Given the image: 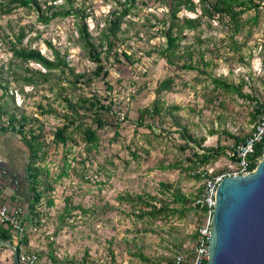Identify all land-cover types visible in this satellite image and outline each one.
I'll list each match as a JSON object with an SVG mask.
<instances>
[{
	"label": "rangeland",
	"instance_id": "374dc122",
	"mask_svg": "<svg viewBox=\"0 0 264 264\" xmlns=\"http://www.w3.org/2000/svg\"><path fill=\"white\" fill-rule=\"evenodd\" d=\"M126 1L75 0L78 16L59 18L49 25L39 22L37 12L18 8L5 15L0 6V83L9 86L10 94L4 103L10 113H16L19 118L23 115L28 117L30 125L27 130L31 127L42 129L50 143L44 167L50 169L51 179L61 177L54 184L55 191L48 193L55 203L54 207H47L46 198L40 206L49 218L47 227L51 232L47 237L55 233L57 215L63 211L68 198L86 210L96 212L86 215L79 210L74 212L75 217L56 235L57 254L81 260L85 252L90 251L96 264H172L180 246L186 250L194 247L190 236L202 223L203 214L199 212L185 220L149 224L130 217L132 206L121 204L119 197L151 193L157 194L159 199H166L159 186L162 182L196 195L209 178L197 182L181 170L169 167L178 162L187 167L192 153L182 149L186 141L181 138L174 117L168 114L164 119L161 117L165 116L156 120L148 118L146 123L153 125L151 130L148 126H139L140 112L157 99L159 84L174 77V91L161 97L164 109L178 107L174 116L196 137H206L207 147H216L220 136L221 144L226 146L230 157L236 146V140L231 135L241 139L254 130L256 104H250L244 98L231 101L224 96L218 97L206 74L170 66L157 52L149 56L156 46L165 42L159 36L153 37L156 30L148 26V20L158 25L159 20L166 17L168 8L161 0L137 1L133 13L122 26L114 52L110 56L103 52V64L109 75L106 78L96 77L94 73L98 63L81 46L79 24L83 25L82 16L88 17L85 23L97 42L111 12L122 9ZM59 5L62 6V3ZM256 15V11H251L244 16L250 22L238 38L241 44H247L241 53L231 51L232 40L227 29L216 21L212 27L205 23L199 32L190 33L188 40L183 42V50L194 51L195 62L200 61L201 53L204 54L205 61L211 66L205 68L200 63L201 71L235 84L246 79L250 84L245 86L244 92L263 101L264 14L260 15L259 25L254 26L251 21ZM185 16L194 18L198 15L184 11L181 17ZM23 28L27 33L23 47L38 49L50 59H55L58 51L62 58H66L67 66L63 67L64 71H54L50 83L37 87L24 86L22 91L15 79L27 75V67L40 69L34 63L26 66L12 58V44L16 43V37ZM115 52L120 55L127 53L135 62L130 63L123 56L119 62L114 57ZM81 74L87 77L78 79ZM89 78L91 80L88 81ZM3 93L0 87V95ZM86 97H100L104 103L112 105L111 113L105 116L110 124L98 130L99 147L89 150L80 134L75 135L77 144L69 142L66 147L52 144L54 132L70 112L65 98L80 102ZM80 113L84 115L83 110ZM165 113L166 110L162 115ZM84 118L86 123L97 128L93 112ZM212 130L219 131V136H211ZM236 169V165L223 157L201 171L207 170L210 176L217 177ZM4 251H8L9 264H12L13 251L2 250L0 253Z\"/></svg>",
	"mask_w": 264,
	"mask_h": 264
},
{
	"label": "trees",
	"instance_id": "16d2710c",
	"mask_svg": "<svg viewBox=\"0 0 264 264\" xmlns=\"http://www.w3.org/2000/svg\"><path fill=\"white\" fill-rule=\"evenodd\" d=\"M137 1L138 0H127L122 9L111 12L108 23L100 33L97 42L93 40V35L90 33L85 23L88 17L85 15L82 16L83 25L79 24V31L83 41L81 46L89 57L94 62L98 63V69L94 73L96 77L106 78L109 75V72L103 64V52L106 51L108 56H110V53L114 52L117 47V41L120 39L119 34L122 32V26L125 20L133 13V9L136 8ZM44 3L45 7L43 6V0H1L0 6L2 14L5 15L11 14L18 8H26L29 11L37 12L38 20L43 25H49L52 21L59 18L79 15L78 10L75 9V0H45ZM60 3H62V6L59 5ZM161 3L168 8L166 17L159 20L158 25H153L151 24V20H148V26L149 29L156 30L153 37L159 36L163 38L165 42L156 46L155 49L149 53V56L157 52L159 57L165 60L170 66H177L181 70L200 71L206 74L211 80V84L214 86L213 92L216 93L218 97L224 96L231 99V101L244 98L250 104H256L254 105L253 119L257 123L259 121V115L264 110V100L262 101L255 95L244 92L245 86L250 84L249 81L243 79L239 84H235L228 79L215 77L212 74L206 73L205 70L201 71L199 66L200 63H203L205 68H209L211 63L205 61L203 53L200 54V61L195 62V52L192 50H183V42L188 40L190 33L199 32L205 23L208 24L209 27H212V23L216 21L227 29V34L232 40L231 51L241 53L247 44H241L238 38L242 35L250 22L246 21L244 16L251 11H256L257 15L252 19L251 23L254 26L259 25L260 15L264 14V0H198V2L195 0H161ZM67 6H69V8H67ZM184 11L198 16L194 18L187 16L181 17V13ZM199 11H201V15H199ZM152 16L156 18L155 15ZM251 34L252 31L250 32V35ZM26 38L27 33L23 28L16 37V43L12 44V58L26 66L34 63L39 65L40 69H31L27 67V75L23 78L19 77V79H15L22 88V91L24 86L37 87L50 83L52 81L51 74L57 70L64 71L63 67L67 66L66 58H62L58 51H56L55 59H50L38 49L23 47L22 44ZM200 42L203 43L202 41ZM49 45L52 47L51 43H49ZM122 56L130 63L135 62L133 57L127 53L120 55L118 52H115L114 54V57L119 62L122 61ZM244 60L245 58L242 57V62H244ZM85 77H87V75L81 74L78 76V79H84ZM89 80L91 79L89 78L88 81ZM175 83L176 79L174 77H169L159 84L156 90L157 99L140 112V119L138 121L139 126H148L153 130V125L146 123L148 118L156 120L161 116H165L161 117L164 119L168 114L174 117L175 125L179 127L178 132L181 134V138L186 141L182 149L184 151L190 150L192 153L188 157L189 165L187 167L181 162L171 164L169 167L171 169L181 170L183 174L185 173L188 177L193 178L197 182H201L205 178L213 177L209 175L207 170L203 172L201 170L217 163L223 157H227L234 165L238 166L239 159L236 154V148L238 145L245 142L253 131L248 136L241 139L231 135L232 138L236 140V146L230 154V157L227 154L226 146L221 144L219 131L217 130H212L210 135L219 136L218 145L216 147L205 146L207 141L206 137H196L190 132V129L186 125L180 123L178 118L174 116V112L179 110L178 107L172 106L168 109H164V103L161 101V97L164 93L173 92ZM0 87L4 90L3 95L0 97L4 103L6 96L10 94L9 86L5 87V85L0 83ZM11 97L13 101H15L13 95H11ZM65 101L67 102L70 112L65 115L64 123L54 132L51 143L57 147H66L69 142L77 144L78 141L75 135L80 134L89 150L98 148L100 144L98 130H103L110 124L108 119H105V116L111 113L112 105L104 103V99L100 97L81 98L80 102H74L69 98H65ZM80 110H83L84 115L80 113ZM165 110L166 113L162 115ZM48 112L52 111H44V113ZM90 112L94 114V124H97V128H93L92 125L85 122L84 116ZM0 114L1 116L8 117L10 121V125L6 127L7 129L16 130L18 128L29 150L27 185L33 196V206L26 216V222L24 224L25 236L19 241H16L11 229L0 221V241L15 245L21 257L24 252H32L29 251V245L32 240L31 234L33 228H39L43 235L47 233L46 227L49 223V218L41 210L40 206L42 201L46 198L47 207H54L55 203L49 198L48 193L55 191L54 184L61 177L51 179L50 169L44 167V163L47 161L49 155L48 148L50 143L47 142L42 129L31 127L27 130L30 125L28 117L23 115L19 118L16 113H10V110L6 107V103L1 107ZM117 126H119V124H117ZM147 152L149 153V151ZM263 156L264 144H260L256 147L255 153L251 157L253 160V169L257 168L260 158ZM63 174L68 175L67 172ZM159 186L166 199H159L157 194L153 195L151 193H145V195L127 194L119 197L121 204H129L132 206V211L129 213L130 217H134L138 221L153 224L156 221L168 223L172 219L185 220L191 214H197L199 212L203 214L199 205H197V201L201 198L204 187L199 190L198 194L194 195L187 194L180 187L165 182L160 183ZM77 210L85 215L88 213L96 214L95 211L91 212L90 210H86L82 205L76 204L72 198H68L63 211L57 215L55 233H53V236L47 237L48 247L46 251L42 254L37 252L41 264H96L90 251H86L81 260L76 257L63 258L57 254L56 244L58 242L55 240L56 235L60 234L67 227L69 220L75 217L73 214ZM201 225L202 223H199L194 234L190 236L194 247L186 250L183 246H180L179 254L175 257L172 264H191L193 258L192 253L197 245L198 228ZM43 235L40 237H43ZM9 249L10 247L7 245L0 246V252ZM180 256L183 257V261L178 263V257Z\"/></svg>",
	"mask_w": 264,
	"mask_h": 264
},
{
	"label": "water",
	"instance_id": "95a60500",
	"mask_svg": "<svg viewBox=\"0 0 264 264\" xmlns=\"http://www.w3.org/2000/svg\"><path fill=\"white\" fill-rule=\"evenodd\" d=\"M1 245L20 264L16 246ZM208 264H264V156L254 171L219 185Z\"/></svg>",
	"mask_w": 264,
	"mask_h": 264
},
{
	"label": "built area",
	"instance_id": "2783aa9c",
	"mask_svg": "<svg viewBox=\"0 0 264 264\" xmlns=\"http://www.w3.org/2000/svg\"><path fill=\"white\" fill-rule=\"evenodd\" d=\"M1 97V95H0ZM3 101L0 98V109L3 106ZM10 125V121L0 114V130L5 129ZM264 144V110L259 115V121L256 123L252 134L236 148V154L239 159L237 169L232 173L211 177L207 179L204 186V191L201 198L197 201L201 211L203 212L202 225L198 228L197 245L192 253L193 258L191 264H208L209 251L212 234L213 217L217 203V191L221 182L228 176L237 177L248 174L255 169L252 168V156L255 153L256 147ZM1 162V161H0ZM4 176L0 168V179ZM27 211L23 205H15L9 201L0 199V221L3 222L8 228L11 229L13 237L19 241L25 236V222ZM41 230L33 228L31 237H38ZM48 233L47 236H49ZM20 264H41L39 255L36 251L31 253L24 252L19 256ZM183 261V257H178V263Z\"/></svg>",
	"mask_w": 264,
	"mask_h": 264
},
{
	"label": "crops",
	"instance_id": "0c3cea01",
	"mask_svg": "<svg viewBox=\"0 0 264 264\" xmlns=\"http://www.w3.org/2000/svg\"><path fill=\"white\" fill-rule=\"evenodd\" d=\"M0 161V168L4 173L0 179V199L15 205H23L28 214L33 206V196L27 185L29 150L18 128L16 130L10 128L0 130ZM46 230L48 231L45 235L40 233L38 237L32 238L29 251H36L41 254L46 251L48 247L47 235L51 232L48 227ZM42 235L43 237H40ZM11 251L13 250L11 249ZM11 255L14 256L13 253ZM9 263L8 251L0 253V264Z\"/></svg>",
	"mask_w": 264,
	"mask_h": 264
}]
</instances>
